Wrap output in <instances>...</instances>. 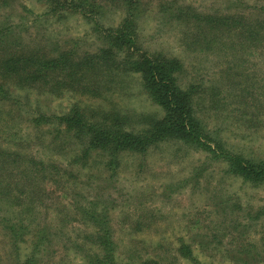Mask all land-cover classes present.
Returning a JSON list of instances; mask_svg holds the SVG:
<instances>
[{"label":"rangeland","instance_id":"1","mask_svg":"<svg viewBox=\"0 0 264 264\" xmlns=\"http://www.w3.org/2000/svg\"><path fill=\"white\" fill-rule=\"evenodd\" d=\"M125 1L82 0L79 8L96 12V30L78 13H48L58 0H0V58L6 57L4 66L17 70L24 53L30 57L70 51L75 58L97 51L105 28L118 27L126 17ZM260 3L139 0L132 26L133 48L178 59V84L194 86V105L205 127L226 147L251 158H264V42L249 40L243 30L212 32L201 17L231 16L252 25L262 18ZM0 73V151L17 156L7 158L0 171V187L8 190L0 193V264H88L86 255L102 249L86 238L99 232L98 224L83 215L87 206L105 213L113 256L122 264L149 258L188 264L179 254L181 243L203 264H264V185L228 174L221 158L168 141L142 155L119 153L112 173L95 153L87 166L74 164L72 155L81 145L62 134L55 138L61 127L50 116L65 114L75 102L122 110L131 116V125L145 115L160 116L137 73L124 75L116 90L99 97L64 88L56 94L42 88L37 92L27 83L16 88L12 74ZM36 117L40 125H35ZM31 158L45 161L47 170L56 165L61 177L49 189L46 204L27 213L22 206L30 182L20 171ZM42 226L47 242L34 250L33 234ZM15 232L22 238L14 237Z\"/></svg>","mask_w":264,"mask_h":264},{"label":"trees","instance_id":"2","mask_svg":"<svg viewBox=\"0 0 264 264\" xmlns=\"http://www.w3.org/2000/svg\"><path fill=\"white\" fill-rule=\"evenodd\" d=\"M82 0H58V4L47 10L48 13L59 14L66 10L70 13H78L84 17L92 28L99 30L100 26L95 19V11H86L79 8ZM69 6H68V5ZM139 0H126V17L116 28H105L107 33L102 36L103 42L97 51L85 52L75 58L70 51H61L49 56L41 53L28 55L22 54L17 59L18 69L12 70L4 66L6 57L0 58V70L2 73L12 74V84L16 88H29L37 92L46 89L47 93H58L62 88L80 94H92L99 97L103 92L116 90L115 86L121 82V78L129 73H137L140 85L148 98L158 105L162 111L160 116L150 114L142 116L137 125H131V116L122 110L115 108H102L81 105L79 102L72 104L71 108L62 115L50 116L56 126L58 138L62 134L70 139L75 145H81L79 153L72 155L74 164L85 167L90 161V156L95 153L104 158L102 165L105 169L114 173L119 165L118 155L124 151H130L142 155L151 146L160 143L174 141L192 149H204L211 159L221 158L226 162L227 173L240 177L243 181L253 186L264 185V158H251L232 151L226 147L225 141L221 140L213 132L209 131L196 111L193 101V85L182 87L178 84L176 76L181 62L178 59L164 58L160 55H151L133 48V18L138 15ZM99 8V6H98ZM260 17L262 18L252 25L239 22L231 16L216 17L203 15L201 21L212 32H228L241 30L253 42H264V0L259 5ZM45 13L46 15L48 13ZM246 25L248 26L246 28ZM8 63V61H7ZM6 63V64H7ZM0 77L1 73H0ZM0 90H3L0 87ZM5 93H11L5 89ZM40 119L36 117L35 125H40ZM62 147H60L61 150ZM76 150V149H75ZM6 151H0V171L4 170L7 158L15 157ZM35 158V157H34ZM31 158L28 167L20 165L21 177L30 182V187L25 194L27 202L22 209L27 213L37 205L44 206L49 189L59 184L57 177H61V171L56 165L52 169H46V162L42 159ZM18 160V159H17ZM16 162V161H15ZM85 165V166H84ZM52 170V171H51ZM25 172V174H24ZM28 174V175H27ZM48 183L46 187L43 183ZM8 190L0 187V193ZM20 192L23 193L22 189ZM26 193V191H24ZM23 199L21 200V205ZM102 211V212H101ZM85 218L92 219L98 224L99 232L86 235L101 247L102 253L86 255L88 264H122L113 256L114 242L110 227L102 220L103 210L94 207H84ZM14 237L22 238L21 232H15ZM47 242V232L42 226L33 234V249H38ZM95 244V243H94ZM179 254L188 260V264H203L193 254L190 246L181 243L178 246ZM137 264H171L163 263L159 259L149 258Z\"/></svg>","mask_w":264,"mask_h":264}]
</instances>
